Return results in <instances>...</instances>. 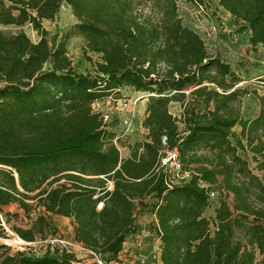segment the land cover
<instances>
[{
	"label": "trees",
	"instance_id": "16d2710c",
	"mask_svg": "<svg viewBox=\"0 0 264 264\" xmlns=\"http://www.w3.org/2000/svg\"><path fill=\"white\" fill-rule=\"evenodd\" d=\"M217 1L235 34L264 50V0ZM62 8L75 23L59 40L44 23ZM27 25L37 43L0 29V213L18 205L30 215L36 201L49 217L72 219L74 242L104 264L121 263L126 244L142 236L158 243L161 264H264V93L238 88L240 74L208 54L176 0H0V26ZM74 37L100 58L93 73L74 70L67 47ZM125 89L150 95L147 135L121 143L126 157L93 112ZM249 95L259 102L253 119L242 115ZM173 150L188 177L170 185L162 160ZM144 213L152 224L137 223ZM48 219L12 231L35 243L51 229ZM0 264L81 261L60 248L36 255L0 243Z\"/></svg>",
	"mask_w": 264,
	"mask_h": 264
},
{
	"label": "rangeland",
	"instance_id": "374dc122",
	"mask_svg": "<svg viewBox=\"0 0 264 264\" xmlns=\"http://www.w3.org/2000/svg\"><path fill=\"white\" fill-rule=\"evenodd\" d=\"M178 7V15L182 19L183 25L196 32L204 40L207 47L208 54L212 57H219L233 67V70L240 74L243 83L238 88L247 89L249 92L257 91L260 95L264 93V87L260 83V80L264 78V50L259 48L257 51L253 50L249 45L248 34L236 35L238 29L235 25L233 17L227 14L218 5L217 0H202L200 3L198 0H176ZM75 23V20L68 8H62L58 19L54 23H44V27L48 30L51 36L59 34V40L64 39ZM0 29L6 36H15L20 32H24L33 43L39 41L38 34L32 29L31 25H27L22 28L10 26ZM67 47L69 49V55L73 61V68L76 72L81 74L93 73L94 64L100 62V58L96 55H91L86 51V43L80 37H74L67 41ZM142 94L135 93L131 90L125 89L121 93L119 99L115 102L109 99L101 104V108L104 111H109L110 108L116 106L118 100L124 98H136ZM142 100L139 103L138 111L139 116L143 120V105ZM111 104L113 106H111ZM259 102L252 96H245L242 100V115L246 119H253L259 113ZM171 113L180 117L181 108L178 104L172 105L170 109ZM111 112H116L115 109H111ZM116 117L118 115L116 114ZM119 124V121L117 120ZM120 127H118L117 131ZM129 135L125 144H134L137 141L144 139L145 135L141 131L135 130ZM239 132V128L235 129ZM127 149L124 148L122 156L128 155ZM249 162L250 168L253 172L260 177L262 173L257 171V165L251 159L250 155L244 156ZM33 208L30 215H26L18 208V205H11L5 207L3 213H0V220L2 222L3 237L0 238V243L5 244L8 240L13 238L14 232L12 227H21L28 229L37 220L39 216L49 218L48 222L52 224L50 230L46 232V235L39 238L36 242V247L33 248L38 255H42L45 251V241L50 240L51 237L55 238L59 236L60 240L66 241L69 244V249L81 261V264H97L87 249L74 242V227L75 223L72 219H64L56 216L49 217L44 209L37 206L36 201H30ZM210 216V213L207 214ZM153 217L144 213L138 216V224L150 225L152 224ZM3 230V231H2ZM54 230L57 233H54ZM55 234V235H54ZM28 253H34V251L27 250ZM263 259L262 256H258V260ZM121 263L113 264H161L159 262L158 243L154 239H146L145 236L135 238L133 237L125 246V251L120 256Z\"/></svg>",
	"mask_w": 264,
	"mask_h": 264
},
{
	"label": "built area",
	"instance_id": "2783aa9c",
	"mask_svg": "<svg viewBox=\"0 0 264 264\" xmlns=\"http://www.w3.org/2000/svg\"><path fill=\"white\" fill-rule=\"evenodd\" d=\"M150 95L145 94L141 95L140 97L136 98H124L121 100H118L117 107L114 106L110 108L109 111H104L101 108V104L104 102H98L93 105V112L96 115H99L101 122L103 123V126L106 129H109L115 133V138L113 140L115 146L118 148V150L123 152L124 148L122 147L121 143L125 142L129 135L134 132V127H136L135 130L141 131L143 135H147V131L142 127V118L139 116L138 106L139 103L142 100L148 99ZM110 101L115 102L116 100H112L111 98L107 101V103H111ZM111 106H113L111 104ZM111 109H115L116 112H111ZM116 114L118 117H116ZM144 119V118H143ZM117 120L119 121V124L117 123ZM119 130L117 131V129ZM162 167L167 168L169 174L172 177V181H170V185H174L175 181H181L187 178V175H184L181 171V164L179 161V153L177 150H173L166 153V156L162 160ZM112 185L110 184V189ZM212 197H214L212 195ZM43 244L45 246H49L51 250L54 248H60L61 251H65L68 254H73L71 250L69 249V244L66 241L60 240V239H50L45 241ZM6 247L10 248L13 253H28L27 250L34 251V253L37 254L35 250H33L34 247H36L35 243H28L23 241L21 238H19L16 234L13 235V238L11 240H8L4 244ZM92 258L97 264H104V262L100 259L98 255L88 250Z\"/></svg>",
	"mask_w": 264,
	"mask_h": 264
},
{
	"label": "crops",
	"instance_id": "0c3cea01",
	"mask_svg": "<svg viewBox=\"0 0 264 264\" xmlns=\"http://www.w3.org/2000/svg\"><path fill=\"white\" fill-rule=\"evenodd\" d=\"M142 105H143V110H142V112H143V118H144V116H145V109H146V105H147V99H145L143 102H142ZM257 117V116H256Z\"/></svg>",
	"mask_w": 264,
	"mask_h": 264
}]
</instances>
